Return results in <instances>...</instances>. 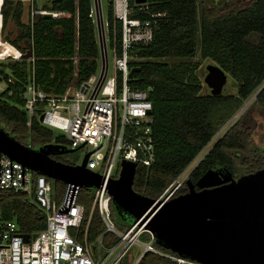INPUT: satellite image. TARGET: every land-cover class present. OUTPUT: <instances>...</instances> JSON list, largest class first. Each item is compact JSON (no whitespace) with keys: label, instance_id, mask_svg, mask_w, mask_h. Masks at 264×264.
<instances>
[{"label":"trees","instance_id":"trees-1","mask_svg":"<svg viewBox=\"0 0 264 264\" xmlns=\"http://www.w3.org/2000/svg\"><path fill=\"white\" fill-rule=\"evenodd\" d=\"M209 2L148 0L152 11L166 12L168 17L161 20L151 43L132 51L137 58L130 66L138 70L129 83L140 89L153 87L150 98L156 160L150 166L138 165L133 185L136 192L149 198H158L210 144L187 178L193 183L210 169L229 170L239 177L264 168V148L253 143L257 121L251 116L256 108L264 114V0H253L242 7L220 5L221 0ZM92 9L93 0H45L41 6L36 0L29 6L22 0H3L2 38L25 56L0 62V82L6 83L0 93V126L22 144L34 148L70 144L64 134L43 125L38 115L30 119L23 95L32 75L39 89L63 95L71 85L78 87L97 70L100 49ZM26 10L30 13L27 22ZM32 10L68 15H32ZM112 10L110 0L107 16L111 24ZM119 47L120 42V54ZM28 52L31 58L26 56ZM198 55L221 68L235 91L223 95L204 92L200 74L187 61ZM260 88L249 108L214 140L220 128ZM71 156L55 159L77 164V158ZM187 179L174 196L188 191ZM48 180L61 199L66 183ZM91 197V190L81 191L79 202L87 212ZM4 220L15 221L26 234L43 230L47 223L46 212L31 196L0 189V221ZM133 223L118 227L126 231ZM103 230L96 212L91 239ZM141 240L149 241L150 234L144 232ZM153 247L167 256L148 252L138 264H182L170 258L181 257L176 252L156 241ZM122 264L129 263L125 259Z\"/></svg>","mask_w":264,"mask_h":264},{"label":"built area","instance_id":"built-area-1","mask_svg":"<svg viewBox=\"0 0 264 264\" xmlns=\"http://www.w3.org/2000/svg\"><path fill=\"white\" fill-rule=\"evenodd\" d=\"M23 2L29 6L33 0ZM111 2L112 24L101 12L104 23L102 34L97 30L98 43L103 36L106 50L97 70L78 87H70L63 95H51L39 89L32 75L23 95L24 107L30 119L34 115H38L39 120L42 117L40 122L43 125L59 130L66 136L70 148L88 147L84 155L89 154L86 168L92 171V178L100 185L91 188L93 192L87 212L85 205L79 202L83 187L66 184L62 198L58 199L46 176L36 175L0 152V189L31 196L47 217L46 227L34 232L39 233L35 240L31 236L34 233H31L27 242L15 221H0V264H122L134 244H141L143 250L129 264H138L148 252L167 256L153 247L155 236L140 221H134L126 231L117 229L112 219L113 196L108 186L119 177L123 160L146 166L156 160L153 103L150 98L153 87L140 89L132 86L129 74L132 68L130 63L137 58L132 51L151 43L161 20L168 15L166 12L152 11L148 0L145 3H137L136 0ZM31 14H51L55 18L68 15L47 10H32ZM91 16L97 26V12L92 10ZM2 27L0 8V47ZM16 51V58L25 56ZM110 52L113 72L110 69ZM26 56L31 58V53L28 52ZM2 57L0 54V59ZM182 174L157 199L174 196L186 180H180ZM172 187L174 189L168 193ZM96 212L104 230L91 239V225ZM144 232L150 234V240L141 243ZM170 258L182 264H197L182 257Z\"/></svg>","mask_w":264,"mask_h":264},{"label":"water","instance_id":"water-1","mask_svg":"<svg viewBox=\"0 0 264 264\" xmlns=\"http://www.w3.org/2000/svg\"><path fill=\"white\" fill-rule=\"evenodd\" d=\"M93 1L101 35L104 25L101 0ZM99 49L104 60L103 36ZM137 70L131 68L129 78L132 79ZM209 71L206 81L214 93H227L230 86L226 73L215 65ZM77 150L57 144L36 148L24 145L0 126L1 153L47 178L74 186L98 187L100 182L92 178V171L86 168L89 154L78 165L52 157ZM120 166L119 177L108 186L112 203L120 213H127L135 222L145 225L159 245L197 264H264V168L238 179L228 170L210 169L196 183L187 179V192L169 199H153L133 188L137 163L123 160ZM38 234L31 235L33 240ZM21 235L26 242L30 238V234Z\"/></svg>","mask_w":264,"mask_h":264},{"label":"rangeland","instance_id":"rangeland-1","mask_svg":"<svg viewBox=\"0 0 264 264\" xmlns=\"http://www.w3.org/2000/svg\"><path fill=\"white\" fill-rule=\"evenodd\" d=\"M23 1V0H22ZM38 5L41 6L43 4V2H45V0H36ZM110 0H101V5H102V10L103 13L105 15V17L107 18V12H108V3ZM209 2V0H206ZM253 0H221V2L219 3L220 5H229V6H235V7H242V6H247L249 5ZM3 3V0H0V8L1 5ZM211 4V1L209 2ZM93 10L95 12V7H94V2H93ZM95 23V22H94ZM96 34H97V26H96ZM2 45L0 47V54L1 56H3L0 59L1 61H5L8 57H14L16 58L18 55L16 54L17 51L16 49H14V47L10 46L5 40H1ZM13 57V58H14ZM190 64L194 65L196 67V71L200 74L202 80H203V90L206 93H214V90L208 85L206 78L208 76V73L210 72V67L212 66V64L214 65L215 63H213L212 61L209 60H203L199 55L193 59L187 60ZM4 63H7L6 61ZM101 63V57L99 59V64ZM110 69L111 72H113V61H112V54L110 52ZM5 81L3 82V85L0 84V93L2 91H4L6 85L4 86ZM229 84V83H228ZM230 85V84H229ZM235 89L232 88V86L230 85V89L227 93H232L234 92ZM254 98L252 100H249L244 104V106L236 113L233 115V117L231 119H229V121L223 125L219 132L220 134H218L216 136V138L214 140H216L221 134H223L225 131H227L232 124H234V122L239 119V117L249 108L250 104L253 102ZM251 116L257 121V125L255 126L254 130L252 131V136H253V143L257 144L261 147H264V114H262L261 112H259V109H254L251 112ZM57 133L59 132V130H55ZM212 145L210 144L209 146H207L203 152H201L196 159L183 171V174L181 175L180 180L183 181L184 179H187L189 174L191 173V171L197 166V164L199 163V161L203 158V156L206 154V152L210 149ZM88 147H84L83 149H79L77 151H75L74 153H71V157L76 159L77 158V163H81L83 161L85 152L87 151ZM174 189V187H172L168 193H170L172 190ZM88 190L86 187L82 188V191ZM88 192V191H86ZM111 211H112V219L114 221V224L116 225L117 229L120 231L118 224L119 225H130L132 222H134V219L132 216H130L127 213H120L118 211V209L112 204L111 206ZM141 243H145L144 241H142L140 239ZM143 250V246L141 244H134L131 247V251L129 252L128 256H127V261L128 263H130L131 261H135L139 255L142 253Z\"/></svg>","mask_w":264,"mask_h":264},{"label":"crops","instance_id":"crops-1","mask_svg":"<svg viewBox=\"0 0 264 264\" xmlns=\"http://www.w3.org/2000/svg\"><path fill=\"white\" fill-rule=\"evenodd\" d=\"M94 2V1H93ZM44 3V2H43ZM93 10V9H92ZM102 12H103V10H102ZM104 14V13H103ZM29 18H30V13H29V10H26L25 11V14H24V21L25 22H27L28 20H29ZM107 18H108V16H107ZM3 82L4 81H2V82H0V84H2L3 85ZM6 85V83L4 84V86ZM71 87H76V86H74V85H71ZM6 88V87H5ZM55 130V129H54ZM58 133H60V132H58ZM79 150V149H78ZM68 154H71V153H68ZM62 155H66V154H62ZM84 159V158H83ZM82 163V162H81ZM81 163H77V164H71V165H78V164H81ZM35 174H37V173H35ZM88 190H91V192H93V190L91 189V188H87ZM55 194V193H54ZM56 196V195H55ZM34 201V200H33Z\"/></svg>","mask_w":264,"mask_h":264},{"label":"flooded vegetation","instance_id":"flooded-vegetation-1","mask_svg":"<svg viewBox=\"0 0 264 264\" xmlns=\"http://www.w3.org/2000/svg\"><path fill=\"white\" fill-rule=\"evenodd\" d=\"M227 131H225L223 134H222V136L226 133ZM221 133V132H220ZM220 133H218V134H220ZM220 138H221V136H219ZM39 147V146H38ZM264 148V147H263ZM52 157L53 158H57V159H59V160H61V158L63 157V155H52ZM223 170H225V169H223ZM229 171V170H228ZM231 172V171H230ZM232 173V172H231ZM251 174V173H250ZM244 176V175H243ZM232 177L234 178V179H238V178H240V177H242V176H236L235 174H233L232 173ZM198 189V188H197Z\"/></svg>","mask_w":264,"mask_h":264}]
</instances>
